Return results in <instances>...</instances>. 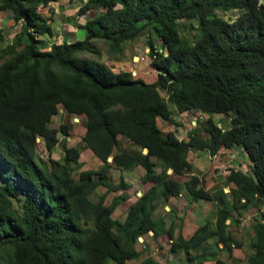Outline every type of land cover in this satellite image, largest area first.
<instances>
[{"label":"trees","instance_id":"obj_1","mask_svg":"<svg viewBox=\"0 0 264 264\" xmlns=\"http://www.w3.org/2000/svg\"><path fill=\"white\" fill-rule=\"evenodd\" d=\"M52 1L0 0V11L18 25L4 44L0 29V262L126 264L148 248L147 236L164 234L168 251L181 255L178 264H225L214 245L230 257L241 246L230 224L258 202L263 208L248 221L252 250L245 264H264V0H85L76 12H94L79 24L83 36L49 43L51 17L40 8ZM227 10L236 16L218 13ZM179 20L189 37L181 35ZM143 30L155 71L150 79L100 60L96 41L116 54ZM59 108L82 123L78 144L94 155L96 167L80 168L79 146L65 140L67 122L49 123ZM189 109L222 113L228 124L207 116L205 134L192 127L186 139L157 125V118L171 120L173 110ZM60 134V158L38 156L37 143L49 155ZM233 145L246 154L248 168L229 166L222 180L205 187L187 151L213 156ZM136 165L143 168L140 180L150 184L122 218L114 217L128 196L118 192L105 201V192L128 184L122 177L113 182L109 170ZM100 185L104 191L92 199ZM182 190L189 202L203 199L214 207L187 236L154 212ZM136 264L169 263L146 254Z\"/></svg>","mask_w":264,"mask_h":264},{"label":"rangeland","instance_id":"obj_2","mask_svg":"<svg viewBox=\"0 0 264 264\" xmlns=\"http://www.w3.org/2000/svg\"><path fill=\"white\" fill-rule=\"evenodd\" d=\"M79 2L82 3V0H79ZM219 14L223 15L224 17H230L234 18L237 14L236 10H227V11H218ZM60 20V18L58 17ZM63 20L59 21L57 26H54L55 28V34L57 33L58 29H61V27L64 25ZM62 24V25H61ZM178 24L180 26V33L184 36H190L192 34V31L186 25H183L182 21L179 20ZM0 29L3 30L4 37L1 40V44H4L5 42L10 40L9 34L12 33L13 30H16L17 27L12 24V20L9 17V15L4 18V16H0ZM78 32L81 34L83 33V30L81 27L78 28ZM147 30H143L142 32H139L136 34L131 40L126 41L122 51L116 54H111L106 50V44L98 40L95 42L96 46L99 50V57L100 60L105 62L106 64H109L110 67L113 70L118 69H124V70H130L134 71L132 74H137L144 79H150L155 71L153 68L149 65V60L147 58L146 51L148 49L147 43H146V37H147ZM55 39V38H54ZM151 42L153 46L159 47V40L154 36L153 32L151 34ZM82 55H90L87 52H85ZM136 72V73H135ZM163 94V92H162ZM168 107L172 109V104L170 102L167 103ZM207 116H210L211 120L216 123L218 126L226 127L228 124V117L225 116L222 113H213L208 114L205 112H201L198 109H189L188 111L183 112H176L173 110L171 114V120H165V119H156L157 125L161 130H172L175 135L178 138L186 139L187 138V130L189 128L195 127L197 130V133L199 134H205V132L201 129L202 125L204 124V120ZM60 122H67L68 123V131L66 133V143L68 145H78L80 148V159H81V165L80 168L85 167H96L98 165L97 159L94 157V155H91L90 150L87 147H82V145H79V139L82 132V123L77 119L76 116L73 114H67L65 111H62L61 108L58 109L57 113L52 115L50 119V124L52 126H58ZM59 142L56 144V146L52 149L50 154L48 155L42 144L40 142L37 143L36 151L38 156H40L43 159H46L47 156H50L54 159H59L61 154L60 149V142L64 138L63 135H58ZM121 138V142L123 145H126L128 143L127 140L124 138ZM39 141V140H38ZM192 152L193 150H188L187 154ZM195 151V150H194ZM197 156L194 160H192V173L198 174L204 179L212 178L218 180L223 179L224 171H226L227 167L233 166L238 169L245 170L248 168V159L246 157V154L240 150V146L238 147H230V148H220L214 155L213 158L208 157V153L205 149H199L196 150ZM108 159V158H107ZM109 160V159H108ZM141 167H132V168H111L109 170L111 180L113 182H116L119 180L120 177H122L123 180H125L128 185L124 189H117L116 191H106L104 195L105 201H109L111 196L118 193V192H124L125 194H129L131 196H137L142 191L140 185L142 184L140 180V176L143 174V171ZM186 175H181V179L185 178ZM215 181V180H213ZM0 182H2V179H0ZM214 182H212L213 184ZM211 184V185H212ZM210 185V186H211ZM209 186V187H210ZM223 190L227 191L228 187L227 185L223 184ZM104 187L98 186L96 190L92 191L90 194V197L92 199H95L97 196V192H103ZM138 191L137 193H135ZM185 192L184 190H182ZM181 196H174V198L169 201L171 204V208L174 209V213L172 215H166L164 217L165 224L168 223L169 220L172 219V217L177 216V214L182 219V217L191 218L190 222L193 225L196 220H193L194 218L191 217V215H195L196 209H198V212H206L207 204H204V206H198L195 205L192 202H189L185 197ZM187 198V197H186ZM174 200V201H173ZM129 201V200H128ZM127 200H125L122 203H118L116 208L112 211V216L122 218L124 215V212L127 207ZM210 204H208L209 206ZM262 204L258 202H254L253 204H249L246 207V211L242 212L240 216L237 217V221L230 224L229 229L231 233L240 240L241 246L239 247H232V254L230 257L226 254V251H222V248H219L218 244L216 243L214 245L215 249L218 252V256L225 261V264H245L246 255L252 250V247L250 245V239H251V230L248 226V221L250 220L251 215H259L260 210H262ZM178 209L180 213H176V210ZM213 207L210 206V211L207 214L209 218L212 217L211 210ZM164 211L163 204L158 205L154 212L161 213ZM199 214V213H198ZM197 216V215H196ZM228 221V220H226ZM188 222V220H186ZM138 237V242L136 244L137 248H140L142 246V241ZM148 243V248L137 258V259H130L126 262V264H136V262L144 257L146 254H149L156 259H159L162 262H167L169 264H178L180 254H171L168 251V238L166 235L162 234L157 236L156 238H150L149 236L145 238ZM205 246V244H204ZM217 247V248H216ZM7 255H9V250L6 251ZM175 261L174 263L172 262ZM205 264H214L213 260H206L204 262ZM0 264H5L4 261H1Z\"/></svg>","mask_w":264,"mask_h":264},{"label":"crops","instance_id":"obj_3","mask_svg":"<svg viewBox=\"0 0 264 264\" xmlns=\"http://www.w3.org/2000/svg\"><path fill=\"white\" fill-rule=\"evenodd\" d=\"M84 1L85 0H82V3ZM82 3L79 2V0H54V1L50 2L49 4H47V5H45V6H43V7L40 8V11L44 15H46V16L49 15L51 17L50 25H51V28H52V35L49 38H47V40L49 41V43L52 42V41L59 42L62 39L66 40V41H70V40H73V39H76V38H81L83 36V33L81 34L80 32H78V30H79L78 29L79 28V24L82 23L86 18H88L94 12V9L93 8H89L88 10H85V11H83L81 13H77L76 10H77V8ZM1 15L4 16V18L6 19V17L9 14L7 12L0 11V16ZM58 17L60 18V20L58 19ZM61 20L64 21L63 22L64 25L61 27V29H58L57 30V33L58 34H55V28H53V27L54 26H57V24ZM13 25L18 28V25L17 24H13ZM16 30H13L12 33L9 34V35H12ZM233 146L234 147H236V146L238 147V145H233ZM223 149H226V148H223ZM240 150H241V148H240ZM144 151H145V149L143 148L142 149V152H144ZM196 156H197L196 150L195 151H192V152L189 151V153L187 154L186 158L192 164V160H194L196 158ZM208 157L210 159L213 158V156H210L209 153H208ZM135 167H138L139 168L141 166L136 165ZM141 169L142 170H140V171H143V168L142 167H141ZM212 182H214L212 180V178L204 179V186L205 187H209L212 184ZM141 183L142 184L139 187V188H141V190L146 189L147 186L150 184V183H147L146 184V183H143V182H141ZM137 192L138 191H136L135 193H137ZM182 194L185 195L187 198L185 196H182V197H185V199L188 200V195L186 194V192H183V191L180 192L178 195H175V196H181ZM127 196L128 197L125 199L127 201L129 200L127 203H129L130 201H132L134 199V196H131L129 194ZM173 198H174V196H170L167 199L166 202H163L162 203L163 204L164 211H162L161 214H163L164 216H166L167 214L168 215H172L175 212L174 209L171 208V204L169 203V201H171ZM124 201H121L120 203H122ZM192 203H194L195 205H198V206H204V204H207V207L205 208L206 209V212H204V213L203 212H198L197 211L198 209H196L195 215H191V217L194 218L193 220H196V222L193 225H191L192 223L190 222L191 218H190V220H189V218H186V217H182V219H180V217L178 216L180 214H177V216L172 217L173 223L176 224L175 230H177L179 228L180 229V232L184 236L189 235L192 232V230L198 224H200L205 219V217L208 216L207 214L210 211L209 210L210 209V206L213 207V203H211L210 201L203 200V199H197L195 201H192ZM208 204H210V205L208 206ZM159 205H161V204H159ZM176 211H177L176 213H180V211L178 209ZM211 214H212V210H211ZM186 220H188V222H186ZM148 234L149 235L151 234V231L150 230L148 231ZM218 246H220V244H218ZM231 255H233L232 254V249H231ZM172 262L174 263L175 261L172 260Z\"/></svg>","mask_w":264,"mask_h":264},{"label":"water","instance_id":"obj_4","mask_svg":"<svg viewBox=\"0 0 264 264\" xmlns=\"http://www.w3.org/2000/svg\"><path fill=\"white\" fill-rule=\"evenodd\" d=\"M144 149H145V148H144ZM107 158L110 159V156H108ZM169 171H170V169L168 168V169H167V172H169ZM226 220H227V219H226Z\"/></svg>","mask_w":264,"mask_h":264},{"label":"built area","instance_id":"obj_5","mask_svg":"<svg viewBox=\"0 0 264 264\" xmlns=\"http://www.w3.org/2000/svg\"><path fill=\"white\" fill-rule=\"evenodd\" d=\"M130 73L132 74V73H134V71H130ZM36 140L38 141V138H36ZM139 238H140V236H138Z\"/></svg>","mask_w":264,"mask_h":264}]
</instances>
